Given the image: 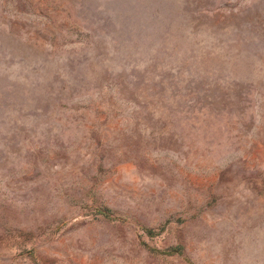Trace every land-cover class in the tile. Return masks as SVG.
<instances>
[{
    "label": "rangeland",
    "instance_id": "obj_1",
    "mask_svg": "<svg viewBox=\"0 0 264 264\" xmlns=\"http://www.w3.org/2000/svg\"><path fill=\"white\" fill-rule=\"evenodd\" d=\"M0 264H264V0H0Z\"/></svg>",
    "mask_w": 264,
    "mask_h": 264
}]
</instances>
